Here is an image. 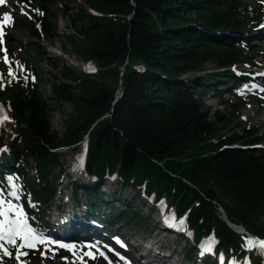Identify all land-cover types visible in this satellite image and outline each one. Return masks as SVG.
I'll return each mask as SVG.
<instances>
[{"label":"trees","instance_id":"16d2710c","mask_svg":"<svg viewBox=\"0 0 264 264\" xmlns=\"http://www.w3.org/2000/svg\"><path fill=\"white\" fill-rule=\"evenodd\" d=\"M30 1L22 5L49 34L44 0ZM87 4L91 11L81 30V48L72 38L70 42L98 70L77 73L66 68L60 74L73 83L63 79L51 85L55 99L70 105L61 135L52 128L51 106L37 93L40 77L35 68L17 62L12 46L8 53L0 46V90L7 94L3 106L11 121L8 129L0 126V195L19 200L34 229L46 235V203L56 192L51 178L56 169L58 176L72 178L65 189L76 207L96 211L99 197L103 202L110 198V203L124 204L116 213L117 223L124 217L126 223L139 221L135 218L146 222L148 216L131 211V202L120 198L130 186L140 192L142 202L161 204L165 214L184 220V231L175 234L190 240L185 250L196 254L192 263L264 264V252L245 246L248 235L234 231L217 209L264 240V134L250 133L247 126L242 134L227 132L241 125L240 111L252 99L243 92L246 86L259 81L253 72L234 67L254 64L255 57L264 59L262 36L250 32L264 22V0ZM30 32L36 33L33 28ZM250 37L259 42L253 50ZM207 62L222 71L199 76ZM224 77L232 83L227 92L240 102L220 97V104L231 108L228 118L210 115L196 96L210 88L220 94L218 81ZM211 79L215 82L209 85ZM70 149L83 151L79 173L62 163L61 153ZM13 185L17 196L11 195ZM110 203L98 218L106 221V212L114 214ZM210 238L214 249L199 257L198 243ZM44 246L26 250L29 254L22 260L33 264ZM0 264L17 261L2 257Z\"/></svg>","mask_w":264,"mask_h":264},{"label":"rangeland","instance_id":"374dc122","mask_svg":"<svg viewBox=\"0 0 264 264\" xmlns=\"http://www.w3.org/2000/svg\"><path fill=\"white\" fill-rule=\"evenodd\" d=\"M22 1L31 2L30 0H7L0 8V26L3 27V31L5 32L3 43H0L1 51L8 53L9 47L12 46L17 62H20L22 66L27 65V67L35 68L37 75L40 77L37 85V93L51 106L50 117L52 128L61 135L68 123L66 114L69 112L68 109L70 105L67 106L65 103L55 99L51 92V85L53 83L62 82L63 79L65 82L72 84V80L62 78L60 71L71 68L73 72L78 73L77 65H83L89 62V60L83 58L81 54L74 51L72 43H77L81 48V30L88 24V13L91 10L87 4V0H44V8H42V10L43 13L46 14L48 25L51 28V32L46 34L43 31L41 23L22 5ZM34 2H36V0H34ZM6 13L10 15L11 20L5 24L3 19ZM78 14L81 15L79 16ZM31 28L35 29V34L30 32ZM250 32L256 36L261 35L264 40V22L261 24L260 28L257 26ZM246 36H249V33H246ZM255 39L256 37H250L248 39V42L252 43L253 46L251 50L255 49L259 44ZM254 62L256 64L246 63L245 66L234 67L236 71H243L249 74L253 72L254 74H252V77L256 76L259 81H251L243 91L246 94H250L252 99H250L240 111V124L242 126L232 125V129L227 131L229 134H233L234 132L242 134L244 126L250 128V133L254 130H259L264 134V59L255 57ZM202 70L204 71L199 73V76H205L207 74L213 75V73L222 71L220 68H217L214 62H207L204 64ZM2 81L3 76L0 72V87ZM211 82H215V80L211 79L209 85L213 84ZM218 82L220 85L219 89L221 90L220 94L209 87L210 89L198 93L196 96L202 101L205 108H208L210 115L219 113L222 118H228L231 113V108L227 105L220 104V97L223 99L227 98L231 102L237 104L240 102H238L235 95L227 92L232 85L230 79L224 77L220 78ZM220 83H222V85ZM6 97L7 94L3 95L0 90L1 103H3ZM0 115L7 116V113L2 110ZM10 125L11 121L9 118L0 124V126L5 129H8ZM77 151L79 152L75 153L70 149L61 153L62 163L65 167L66 164L68 165L69 163L72 170L77 169L75 165L76 155L83 152L82 149ZM57 170L58 169L54 171L55 176L51 177L53 184L56 185V192L52 198L48 200V203H46L47 209L45 210L44 218L49 225L47 230L50 233L47 236H50L49 238L54 240L55 244L49 243L45 245L41 252L33 258L35 259L33 264H81L76 257L83 256V253L87 251H91L96 258L83 257V264H111L104 260L99 254L95 253L91 240H96L98 245L105 244L103 247L107 248L106 251L112 258L109 259V261L112 260L113 264H134V262L137 264L202 263L201 259H197L198 261L196 260L197 262L195 261V263L191 262V259L196 258V254L191 256L187 254L185 250V246L190 245L188 237L167 232L168 230H166L163 225H172L173 221L171 217L162 219L160 208H158V206H150L151 204L148 202H142L138 190L127 186L120 198L131 202V211L138 212V214L143 217L148 216L145 218L147 221L144 222L139 218H135V220L139 221L126 223L124 217V219L120 218L117 223L118 217L116 213L118 214L119 210L123 208V203H119L117 200L111 201L110 203V198L109 201L103 202L101 197H99L100 200L98 203L96 202V211L88 210L83 206L78 208L73 202L71 193L68 194L65 189H69V182L72 178L69 179L65 177L63 173L58 176ZM69 173L71 174V170ZM29 177H32V168L29 172ZM108 181L113 183L111 179H108ZM100 189L105 191L103 186H101ZM107 193L111 195L110 191ZM0 199L6 202L10 201L13 205L22 208L19 200H15L11 197L6 198L3 195H0ZM108 203L111 204V207L114 206L115 208L113 210L114 214L106 212L109 220L107 219L105 221L98 218V214H101L102 211H106L105 209ZM29 207H31L30 204ZM219 208L220 207L217 206L218 212L220 213ZM32 213L36 214L37 212L34 213L32 210ZM128 213L130 215H135L130 211ZM9 215L11 216L13 214L9 213ZM168 220H171V222H168ZM78 222L85 223L84 226L86 231L82 234H78L74 229L75 224ZM40 223H42V221H40ZM174 228L179 229L178 226H174ZM59 233H64L66 238L63 240L58 239L56 236H58ZM73 233L78 234L80 237L77 239L74 238ZM114 234L121 235L117 237L124 241L125 239L128 241V249L126 251L117 246L115 239H112V241L110 240L111 236ZM87 238L91 239L89 240ZM147 240H150L153 245L147 244ZM69 242L74 243L73 245L75 247L72 251H69L67 248L59 247L60 244L70 245ZM8 247L13 251L11 245H8ZM142 247H144L143 252ZM41 253L45 254L41 255ZM141 254V259H138ZM8 258L10 259L11 257Z\"/></svg>","mask_w":264,"mask_h":264},{"label":"snow or ice","instance_id":"6c2138e0","mask_svg":"<svg viewBox=\"0 0 264 264\" xmlns=\"http://www.w3.org/2000/svg\"><path fill=\"white\" fill-rule=\"evenodd\" d=\"M2 2L3 0H0V3ZM10 20V15L6 13L4 15L5 23ZM4 36L5 32L3 31V27L0 26V43H3ZM4 60L5 63H8L6 55ZM8 75L14 77L12 69H9ZM7 119V116L0 115V124ZM11 195L17 196L15 185H13ZM9 213H12L13 215L10 216ZM49 243L52 242L40 235L33 227L29 226L28 218L26 217L23 209L19 206L13 205L10 201L6 202L3 199H0V258L13 257L17 261V264H26V261L22 260V257L29 254L26 250H33L36 249L38 245H47ZM8 245H11L14 249V255ZM254 245L264 249V240L253 241L248 239L245 242V246L247 247H252ZM59 247L67 248L69 251H72L75 246L60 244ZM206 250L210 251V249ZM44 254L45 253H41V255ZM99 255L104 256V253L99 252ZM83 257H90L92 259L96 258L91 251H87L83 253V256H77L76 259L83 264Z\"/></svg>","mask_w":264,"mask_h":264},{"label":"bare ground","instance_id":"6f19581e","mask_svg":"<svg viewBox=\"0 0 264 264\" xmlns=\"http://www.w3.org/2000/svg\"><path fill=\"white\" fill-rule=\"evenodd\" d=\"M91 62H87L86 64H80L79 66L77 65V62H76V65H77V68H78V73H81V72H86L87 70H90V69H95L94 67H92L91 66ZM263 119H264V116H263ZM52 124V123H51ZM54 210V209H53ZM52 213H53V211H52ZM85 223L84 222H78V223H76L75 224V227H74V229L78 232V234H82L84 231H86L85 230ZM235 228H237V229H240V227H235ZM78 234H76V233H73V237L74 238H79L80 236L78 235ZM56 237H58V239H60V240H63V239H65L66 238V236H65V234L64 233H59L58 234V236H56ZM84 239H86V238H84ZM87 239H89V238H87ZM91 239V238H90ZM89 239V240H90ZM92 239H96V238H92ZM138 241H139V239H138ZM254 241H255V239H254ZM147 244L149 243L150 245H153V243L150 241V240H147V242H146ZM139 245V244H138ZM146 247V246H145ZM144 251V247H142V252ZM141 256H142V254L141 255H139V258L138 259H141ZM137 259V260H138ZM149 260V259H148ZM139 261V260H138ZM134 264H137L136 262H134ZM142 264H145V263H142Z\"/></svg>","mask_w":264,"mask_h":264},{"label":"water","instance_id":"95a60500","mask_svg":"<svg viewBox=\"0 0 264 264\" xmlns=\"http://www.w3.org/2000/svg\"><path fill=\"white\" fill-rule=\"evenodd\" d=\"M224 220L226 221V223H227V224H228L233 230H235V231H237V232H239V233H246V234L249 236V238H250L251 240H253V241H254V239H255V241H260V240L257 239L256 237H254V236H252L251 234H249L248 232H246L243 228H240V229L235 228L236 225L233 224V223H231L226 217H224ZM260 249H261V248H260ZM261 250L264 251V249H261Z\"/></svg>","mask_w":264,"mask_h":264}]
</instances>
